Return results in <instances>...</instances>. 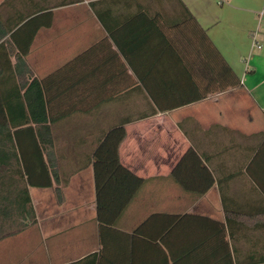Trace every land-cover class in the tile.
Instances as JSON below:
<instances>
[{"label": "crops", "instance_id": "1", "mask_svg": "<svg viewBox=\"0 0 264 264\" xmlns=\"http://www.w3.org/2000/svg\"><path fill=\"white\" fill-rule=\"evenodd\" d=\"M101 1L0 0L4 18L40 7L53 11V25L38 31L26 57L34 78L53 74L90 49L92 67L123 63L128 69L123 78L137 80L117 41L133 52L135 63L158 59L124 23L138 4L153 15L159 10L155 0H129L130 6L106 0L109 22H121L117 31L111 27L115 36L91 7ZM182 2L241 80L239 86L184 106L174 95L163 97L167 111L127 122L152 108L125 85L108 92L123 96L121 101L79 108L55 122L44 151L51 186L28 185L35 223L26 217L3 223L0 264H264V0ZM87 15L91 22L85 23ZM75 19L78 26L67 28ZM57 87L50 89L52 117L68 107L60 105ZM172 91L152 87L153 93ZM38 160L33 153L34 181L47 183ZM0 170V187L18 195L13 174Z\"/></svg>", "mask_w": 264, "mask_h": 264}, {"label": "trees", "instance_id": "2", "mask_svg": "<svg viewBox=\"0 0 264 264\" xmlns=\"http://www.w3.org/2000/svg\"><path fill=\"white\" fill-rule=\"evenodd\" d=\"M82 2L79 0V3ZM111 2L115 6L120 3L130 6L129 0ZM155 3L159 10L153 15L145 10L146 5L138 4L139 10L133 16L126 17L124 23L131 27L135 36L143 38L145 52L160 55L158 59L154 62L135 63L132 61L133 52L129 53L117 41L118 48L137 80L123 78L124 75L128 76L127 66L123 63L92 67L89 62L90 49L53 74L43 79L34 78L26 57L30 54L38 31L53 25L52 9L40 7L31 14L7 18L0 11V169L4 167L6 171L10 170L9 173L13 174L11 185L19 188L18 195L17 192L7 191L6 196L7 192L0 187V240L6 233L2 225L8 219L15 221L14 217H26L32 223L36 221L29 186H51L44 151L52 143L50 127L58 120L70 116L79 108L99 107L108 102L121 101L123 96L109 95L108 92H118L125 85L132 89L134 99L142 97L152 108L135 112L133 120L129 118L127 121L132 122L154 116L157 110L167 111L162 107L163 97L174 95L179 99V105L184 106L206 100L210 94L236 88L241 83L182 0H155ZM108 4V1L102 0L92 2L91 7L102 26L115 36L111 27L116 26L117 31L121 22H109L111 12L106 14L104 11L106 6L111 10ZM166 5L171 9L166 11ZM136 22L141 23L138 25V33ZM192 53H197L199 57L190 58L188 54ZM156 72L158 75L154 77ZM56 77L60 80L49 81ZM157 84L165 86L167 91H172L175 86L182 87L172 93H153L152 87ZM55 85H58L59 94L63 97L59 99L60 105L68 107L52 117L55 102L50 96V89ZM213 85L219 88L211 89ZM96 91L99 96H92ZM72 92L77 95L74 99L69 98ZM80 92L85 93L82 95ZM125 123L120 124L121 127ZM33 153L47 171V183L34 181V169H31ZM2 178L0 170V181ZM11 194L14 195L11 197ZM219 228V234L225 238V226L219 224Z\"/></svg>", "mask_w": 264, "mask_h": 264}, {"label": "rangeland", "instance_id": "3", "mask_svg": "<svg viewBox=\"0 0 264 264\" xmlns=\"http://www.w3.org/2000/svg\"><path fill=\"white\" fill-rule=\"evenodd\" d=\"M84 22H85V23H87V22H91V20H90V18H89L88 15H87V17H86V20H84ZM68 24H69V25H68L67 28L72 27V26H74V25H77V26H78L79 21H77L76 19H75V20H69Z\"/></svg>", "mask_w": 264, "mask_h": 264}, {"label": "built area", "instance_id": "4", "mask_svg": "<svg viewBox=\"0 0 264 264\" xmlns=\"http://www.w3.org/2000/svg\"><path fill=\"white\" fill-rule=\"evenodd\" d=\"M229 1H231V0H219V5H222V4H225V3H228ZM262 15H264V11L262 12ZM253 40H254V44H256L259 48H261V45H259V44L256 42V36H254Z\"/></svg>", "mask_w": 264, "mask_h": 264}]
</instances>
